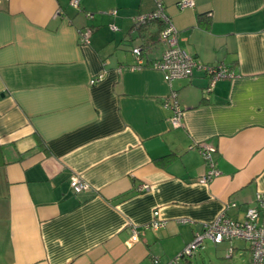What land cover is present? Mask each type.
Returning <instances> with one entry per match:
<instances>
[{"label":"crops","instance_id":"obj_1","mask_svg":"<svg viewBox=\"0 0 264 264\" xmlns=\"http://www.w3.org/2000/svg\"><path fill=\"white\" fill-rule=\"evenodd\" d=\"M179 1L80 0L75 8L0 0V264L166 262L223 209L241 220L256 205L264 193V0ZM159 2L183 50L235 77L208 91L201 69L170 83L154 69L165 43L152 24L143 38L131 27ZM141 42L149 50L132 71ZM171 94L182 109L178 126L164 107ZM202 144L214 147L220 171L209 183L199 181ZM75 176L89 188L75 193ZM154 210L164 225L143 229ZM250 260L242 239H206L176 264Z\"/></svg>","mask_w":264,"mask_h":264},{"label":"built area","instance_id":"obj_2","mask_svg":"<svg viewBox=\"0 0 264 264\" xmlns=\"http://www.w3.org/2000/svg\"><path fill=\"white\" fill-rule=\"evenodd\" d=\"M79 1L70 0V5L78 8ZM193 5V0H181L177 3L179 8L193 7ZM112 13L115 14L116 10H113ZM154 19H160L164 23V27L160 31V38L165 43V49L159 58L151 62V66L161 71L169 83L176 78L190 77L194 68L203 70L209 78L208 91L212 90L218 80L235 77V73L227 65L221 63L203 64L178 45V31L172 24L170 17L165 13L162 3H157L156 8L151 12L138 14L133 17V21L136 22ZM89 35L90 30L88 29L80 31V41L87 44ZM132 53L135 56L136 62L129 66V69L132 71L139 70L144 66L145 52L142 51L140 46H135L132 48ZM99 78L100 76L93 78L90 82L95 83ZM174 97L175 94H171L170 97L165 99L164 107L171 109L172 115L170 121L172 125L178 126L180 124L182 109ZM200 152L206 164V171L199 178V181L209 183L220 174L213 156L214 147L210 144H202ZM70 186L75 193H80L89 188V184L77 176L72 178ZM139 190H148V185H140ZM229 205L235 206V203L233 202ZM262 210H264V193L257 194L256 205L247 207L244 212V218L241 220L227 216L225 209H223L216 218L203 225L202 230L195 234L192 241L175 258L162 262L158 257H154L152 264H174L180 259L191 256L202 247L206 239H210L214 243H220L237 238L244 240L248 244L251 252L250 264H264V224L259 222ZM152 215L151 220L143 226V229H158L164 225L163 220L159 218L158 210H154ZM138 237L137 228L133 226L131 228V240L136 241ZM231 253L232 248H229V254Z\"/></svg>","mask_w":264,"mask_h":264},{"label":"trees","instance_id":"obj_3","mask_svg":"<svg viewBox=\"0 0 264 264\" xmlns=\"http://www.w3.org/2000/svg\"><path fill=\"white\" fill-rule=\"evenodd\" d=\"M151 24L154 25L156 28V33H155L154 38L156 39V41H159V40L162 41L160 38V31L164 27V23L160 19L146 20V21H141V22L133 21V25H132L131 29L135 28V30H137L140 33L139 37L143 38V37H145V35L142 33L143 30L147 29L149 27V25H151ZM146 44H147V42H141V45H139L140 48L142 49V51L145 53H146V51L148 52V50H149V48Z\"/></svg>","mask_w":264,"mask_h":264},{"label":"rangeland","instance_id":"obj_4","mask_svg":"<svg viewBox=\"0 0 264 264\" xmlns=\"http://www.w3.org/2000/svg\"><path fill=\"white\" fill-rule=\"evenodd\" d=\"M180 260H181V259H180ZM180 260H179V261H180ZM168 261H169V260H168ZM166 262H167V261H166ZM174 264H176V263H174Z\"/></svg>","mask_w":264,"mask_h":264}]
</instances>
